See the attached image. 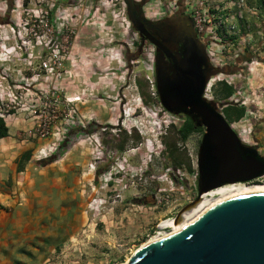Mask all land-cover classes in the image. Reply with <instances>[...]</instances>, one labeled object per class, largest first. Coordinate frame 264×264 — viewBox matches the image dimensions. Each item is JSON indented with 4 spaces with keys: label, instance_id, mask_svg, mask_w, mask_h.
<instances>
[{
    "label": "rangeland",
    "instance_id": "rangeland-1",
    "mask_svg": "<svg viewBox=\"0 0 264 264\" xmlns=\"http://www.w3.org/2000/svg\"><path fill=\"white\" fill-rule=\"evenodd\" d=\"M172 1L135 0L156 21L185 16L198 0H177L169 9ZM206 3L229 41L225 65L212 66L208 75L206 100L220 112L226 103L244 107V115L231 120L249 139L243 143L258 148L264 0ZM223 83L232 86V101L217 94ZM0 107L12 114L9 121L15 114L30 120L28 136L39 143L33 160L43 158V149L47 156L74 155L85 167L78 168L71 219L48 221L23 261L13 264L128 262L156 235L158 223L198 195L194 173L205 128L179 140L183 117L160 104L152 46L137 41L123 0H0ZM71 126L80 130L57 149Z\"/></svg>",
    "mask_w": 264,
    "mask_h": 264
},
{
    "label": "water",
    "instance_id": "water-1",
    "mask_svg": "<svg viewBox=\"0 0 264 264\" xmlns=\"http://www.w3.org/2000/svg\"><path fill=\"white\" fill-rule=\"evenodd\" d=\"M132 28L160 47L143 28L148 19L139 14L135 0H123ZM179 72L173 78L159 63L155 68L156 91L162 107L189 116L203 126L197 154L198 195L173 219L195 203L203 192L227 183L250 182L264 175V156L254 145L241 141L223 113L202 96L210 69L204 46L192 24L182 22ZM204 67V68H203ZM119 264H264V191L232 195L214 203L176 232L138 247L126 263Z\"/></svg>",
    "mask_w": 264,
    "mask_h": 264
},
{
    "label": "crops",
    "instance_id": "crops-1",
    "mask_svg": "<svg viewBox=\"0 0 264 264\" xmlns=\"http://www.w3.org/2000/svg\"><path fill=\"white\" fill-rule=\"evenodd\" d=\"M2 119L7 135L0 137V264H13L14 260L23 261L24 250L35 238L40 240L48 221L71 219L78 168L85 167L77 166L74 155L65 156V152L46 166L37 165L32 157L24 163L22 155L39 146L28 136L31 122L16 114L10 121ZM261 125L255 143L264 156V120Z\"/></svg>",
    "mask_w": 264,
    "mask_h": 264
},
{
    "label": "built area",
    "instance_id": "built-area-1",
    "mask_svg": "<svg viewBox=\"0 0 264 264\" xmlns=\"http://www.w3.org/2000/svg\"><path fill=\"white\" fill-rule=\"evenodd\" d=\"M177 0H173L172 2H168L169 4V9L173 8L176 9V3ZM207 0H198L195 3L194 7H189V9L185 12V16L189 18L191 21V24L193 26V29L196 33V36L198 40L203 44L204 46V51L205 55L207 57L208 63L213 66V67H222L225 65V52L227 51V47L229 44L226 32L221 31L222 27L220 22L218 23H213V17L211 16L210 13V8L207 5ZM196 6H199V10L194 9ZM233 28V26H231ZM230 33V31H229ZM219 80L224 79L227 83L228 81L223 78L219 77ZM207 90L208 86L206 85V88L204 90V98L207 96ZM233 96L229 97L228 100L232 101ZM0 117L5 118L9 117V114L7 111L3 110V108L0 107ZM183 123V119H182ZM231 127L233 130L238 134L239 138L241 139L242 142L249 143V139L243 135L241 130L238 129L236 122L230 123ZM40 135H44L42 130H40ZM41 152L43 153V158L48 157L47 153L41 149ZM42 158V159H43ZM198 170L194 173V179L195 181L198 180ZM250 182H257L259 184H264V175L255 178L254 180ZM249 182V183H250ZM22 202V199L19 198L18 204ZM161 223V222H160ZM160 223L156 225L157 231L156 235L159 233H162L164 231H169L170 227H165L161 226ZM90 232V230H88ZM85 232V231H84ZM82 233L83 237H88V234Z\"/></svg>",
    "mask_w": 264,
    "mask_h": 264
},
{
    "label": "flooded vegetation",
    "instance_id": "flooded-vegetation-1",
    "mask_svg": "<svg viewBox=\"0 0 264 264\" xmlns=\"http://www.w3.org/2000/svg\"><path fill=\"white\" fill-rule=\"evenodd\" d=\"M138 13H143L141 9H139L138 4H135ZM9 13L8 11L5 12L3 15L2 21H5L8 17ZM143 15L148 19V23H143L144 30L148 33L150 37H152L160 47L167 48L171 54L175 57V61L180 63L182 56L179 53V42L183 41L184 37L182 34L183 21H187V24L189 25L191 21L186 16H183L180 13L174 14L170 17H166L162 20H152L149 17H147L144 13ZM137 41L141 45H150L152 46L153 50V56H154V79H155V85H156V74H155V68L159 63H162L164 65V70L167 72L169 76L172 77V79L177 78V74L179 72L174 67V59L170 56H167L163 50L150 42L144 35L137 32ZM245 61V59H244ZM210 69L207 71L206 68H204V76L206 78L204 90L207 85L208 81V75L212 71V66L209 64ZM204 97V92L202 94ZM248 184L249 182H236V183H227L222 185L221 187L227 186V185H237V184Z\"/></svg>",
    "mask_w": 264,
    "mask_h": 264
},
{
    "label": "trees",
    "instance_id": "trees-1",
    "mask_svg": "<svg viewBox=\"0 0 264 264\" xmlns=\"http://www.w3.org/2000/svg\"><path fill=\"white\" fill-rule=\"evenodd\" d=\"M217 94L222 99H228L233 94V88L230 85H227L223 83L222 87L217 91ZM245 109L244 107H237L235 104L226 103V105L223 107V115L226 118V120L230 123L232 122L231 119L238 120L244 115ZM183 117V123L182 125L177 129L176 134L181 141H185L188 136L198 130L200 126L197 125V122L194 121L189 116H182ZM80 130V127L77 126H71L66 129V136L64 140L59 144L58 148L59 150L67 148L68 147V141L69 137L73 134H76ZM7 135V127L5 125L4 120L0 117V137H4ZM165 145H167L166 142H164ZM167 147H170V145H167ZM121 148V147H120ZM166 150V148H165ZM172 155H174L175 159L177 156H175V152L173 150H168ZM31 155L30 152H26L22 155V158L24 160L30 159ZM59 155L57 153H53L50 156L37 160L36 164L40 166H46L50 164L51 162L55 161ZM188 168H190V165H188ZM198 181V180H197Z\"/></svg>",
    "mask_w": 264,
    "mask_h": 264
},
{
    "label": "bare ground",
    "instance_id": "bare-ground-1",
    "mask_svg": "<svg viewBox=\"0 0 264 264\" xmlns=\"http://www.w3.org/2000/svg\"><path fill=\"white\" fill-rule=\"evenodd\" d=\"M251 191H264V184H259V183L246 184L245 183V184H237V185H227L224 187H217L208 192H203L198 198V200L192 205H190L188 208H186L178 216L177 219L169 218V219H166L162 223V226L170 227L171 230L164 231L162 233L155 235L153 238H150V240L142 243L140 246H143L147 242H151L153 240L159 239L160 237L168 233H173V232L178 231L183 226H185L187 223L195 219L205 209H207L214 203L220 201L221 199H224L232 195H236V194H240L244 192H251Z\"/></svg>",
    "mask_w": 264,
    "mask_h": 264
}]
</instances>
